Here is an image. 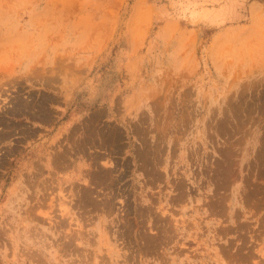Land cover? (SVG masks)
<instances>
[{"label":"rangeland","instance_id":"rangeland-1","mask_svg":"<svg viewBox=\"0 0 264 264\" xmlns=\"http://www.w3.org/2000/svg\"><path fill=\"white\" fill-rule=\"evenodd\" d=\"M0 264H264V0H0Z\"/></svg>","mask_w":264,"mask_h":264}]
</instances>
